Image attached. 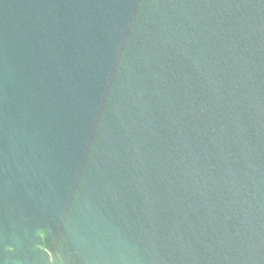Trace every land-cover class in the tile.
I'll use <instances>...</instances> for the list:
<instances>
[{
  "label": "water",
  "instance_id": "1",
  "mask_svg": "<svg viewBox=\"0 0 264 264\" xmlns=\"http://www.w3.org/2000/svg\"><path fill=\"white\" fill-rule=\"evenodd\" d=\"M0 264H264V0H0Z\"/></svg>",
  "mask_w": 264,
  "mask_h": 264
}]
</instances>
